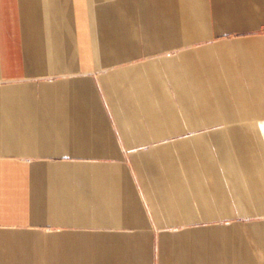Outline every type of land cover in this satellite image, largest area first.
Instances as JSON below:
<instances>
[{
  "label": "crops",
  "instance_id": "1",
  "mask_svg": "<svg viewBox=\"0 0 264 264\" xmlns=\"http://www.w3.org/2000/svg\"><path fill=\"white\" fill-rule=\"evenodd\" d=\"M0 264H264V0H0Z\"/></svg>",
  "mask_w": 264,
  "mask_h": 264
}]
</instances>
